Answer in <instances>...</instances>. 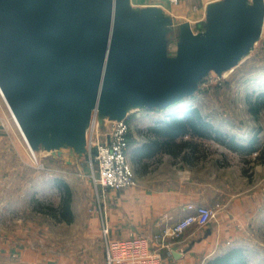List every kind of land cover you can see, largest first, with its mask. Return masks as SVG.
Instances as JSON below:
<instances>
[{
	"label": "water",
	"instance_id": "obj_1",
	"mask_svg": "<svg viewBox=\"0 0 264 264\" xmlns=\"http://www.w3.org/2000/svg\"><path fill=\"white\" fill-rule=\"evenodd\" d=\"M263 15L264 0H217L203 29L182 22L175 34L162 8L130 0H0V89L29 147L60 153L79 147L94 112L166 109L233 69Z\"/></svg>",
	"mask_w": 264,
	"mask_h": 264
},
{
	"label": "rangeland",
	"instance_id": "obj_2",
	"mask_svg": "<svg viewBox=\"0 0 264 264\" xmlns=\"http://www.w3.org/2000/svg\"><path fill=\"white\" fill-rule=\"evenodd\" d=\"M207 1L179 0L178 3L174 4L169 0H130V6L142 9L152 6L164 7L167 11L175 13V15L177 13L179 17L182 16L180 18H187L189 15L195 17V13H199V10ZM247 1L248 3L252 2V0ZM183 11L184 13H182ZM259 92H262L260 95L263 101L261 111L257 116L254 113L251 115L252 113H249V103L246 101L247 96H250L249 98L254 101ZM5 104L3 95L0 93V112L6 114L0 122L2 127L11 126L12 123L11 113H9ZM140 110L142 109H137V112L131 115L134 112L132 111L127 116L129 124H134V118H136V114L137 116L140 114L138 113ZM193 110H198L201 116L212 125V128H210L209 137L186 133L185 139H182L183 142L187 143L188 149L185 154H187L189 160L196 159L199 162L198 164H201L194 168L186 167L185 175L194 178H200L201 175L202 178H205V183L212 184L210 176L212 167L215 169L214 162L217 161L220 170L218 185L221 192H223L222 200L226 206H228L231 199L254 192L261 193L264 196V15L259 38L236 67L221 74L209 72L199 81L197 89L192 95L179 100L171 107L160 110L161 113L158 115L161 118H159L160 121L157 123L151 122V124L163 125L165 120L168 121L172 114H176L178 117L188 116L193 113ZM94 113L92 117L95 116ZM92 117L86 136L84 140L82 139L79 147H61L60 153L57 150L53 152L42 148L34 150L38 158V164L42 163L43 168L38 167L28 148L27 178L25 179L22 175L19 182L22 196L25 195L29 210L35 204L38 208L44 210L42 215L28 214L27 220L29 222L37 221L42 228L39 229L37 238L35 237V230L29 229L26 233L25 242H44L46 250H50L51 242H58L55 245L59 248V255L64 257L65 261L69 256L71 257V254H75L83 262L86 250L84 242H91L86 224L91 214L90 209H92V206L94 207V199L96 204L99 197L94 189L92 177L93 171L98 177L96 164L93 161V166H91L90 154L94 155L96 135L101 139L105 138L104 135L109 131V127L114 121L105 117L100 122L97 116L93 121ZM13 118L17 123L16 118L14 116ZM145 118H141L139 122L142 126L141 130L147 132L148 126L145 124L148 123V119ZM95 124L98 134L95 132L94 135L91 130ZM18 127L20 128L19 125ZM216 130L223 133H220V135ZM218 137H220V140ZM232 137L235 138L234 143L231 142L230 138ZM228 142H231V145ZM19 158L18 153L13 152V150L11 152L8 150L0 151V159L5 162L18 160ZM212 164L214 165L212 166ZM6 165L0 167V172L4 171L5 175H10L8 182H11V184H9V187L6 186L5 189L4 185L1 186L0 202L3 201L2 197L6 195V192L10 194L11 199H15V193L19 189L17 188L19 171H17V168H9ZM36 165L38 169L35 167ZM207 175L209 177H206ZM63 183L70 190L69 197L73 218L71 215L69 221L61 219L62 215L60 213V208L66 197ZM214 183H217L216 180H214ZM10 202L13 203L14 201ZM259 207L261 210L257 220L250 225V230L246 227L249 233L247 240L244 242H223L224 247H220L219 244V246L204 253L208 258L203 263L187 261L183 264H207L209 260L228 252L231 246L245 249L248 257L246 264H264V223H261V225L259 223V220H264V200ZM214 211L216 214L215 209ZM209 223L200 227L207 229ZM3 233L5 232L1 230L0 235L2 236ZM19 233L17 230H12L11 235L17 236ZM163 248L167 250L166 246ZM163 255H166L165 252H163ZM161 264L164 263L161 262Z\"/></svg>",
	"mask_w": 264,
	"mask_h": 264
},
{
	"label": "crops",
	"instance_id": "obj_3",
	"mask_svg": "<svg viewBox=\"0 0 264 264\" xmlns=\"http://www.w3.org/2000/svg\"><path fill=\"white\" fill-rule=\"evenodd\" d=\"M214 1L217 0L205 2L199 10L200 12L195 13V17L189 15L187 18H180L182 16H177V13L175 15L164 7L162 9L172 18V28L175 34L178 24L182 22H189L196 32L203 29L202 23L206 17L207 6ZM171 49L175 50L174 42L171 44ZM0 93L3 94L1 89ZM260 93L262 92H259L254 101L249 98L250 96H247L246 101L250 104L248 107L251 115L254 113L257 116L261 111L263 101ZM259 101L261 106L257 111L251 110V105ZM5 105L7 106V104ZM7 109L11 113L9 108ZM160 110L164 109H142L138 112L140 113L138 116L136 114L134 124H129L127 157L133 168L136 183L134 186L122 190H110L103 200L104 203L99 195L96 204L94 199V207L92 206L90 209L91 214L86 224L91 242H84L86 250L83 262L75 254H71V257L69 256L65 261V258L59 255V248L55 245L58 242H51L50 250L45 249L44 242H25L26 233L29 229L35 230V237L37 238L38 231L42 228L37 221L29 222L27 220L28 214L42 215L44 210L38 208L36 204L31 206L29 210L25 195L22 196L19 182L22 175L25 179L27 178L28 147L12 113L11 126L2 127L0 123V151L8 150L11 152L13 150L20 157L18 160L7 162L0 159V167L7 164V167L17 168L19 171L17 186L19 189L15 193V199H11L10 194L6 192V195L2 197L3 201L0 202V231L5 232L2 236L0 235V264H105L106 237L109 241H118L145 236L151 242L147 247L152 251L158 246L151 240L155 234L162 232L167 226L172 225L187 214L194 213L195 207L199 205H205L216 210L214 218L208 224L209 228L205 229L194 224L187 228L181 236L165 240L167 250L158 246L164 264H183L187 261L203 263L208 258L204 253L211 248L217 247L219 244L220 247H224L223 242H244L247 240L249 233L246 227L250 230V225L257 220L261 210L259 205L264 200V196L254 192L231 199L226 206L222 200L223 192L218 185L220 170L217 161L214 162L215 169L212 167L210 176L212 184L205 183L206 180L201 175L200 178L185 175L186 167L194 168L201 164H198L196 159L189 160L185 154L188 147L182 139H185L186 134L174 137L167 136L164 129L177 117L175 114H172L168 121L165 120L163 125L151 124V122L160 121L161 118L158 116L161 113ZM135 112L137 110L131 115ZM3 116L6 114L0 112V122H2ZM142 116L148 119V123L145 124L148 126L147 132L141 130L142 126H140L139 120L143 118ZM2 172H0V188L4 185L5 189L11 184L8 182L10 175L7 176L4 171ZM214 180L217 183H214ZM96 194L98 193L96 192ZM9 199L14 202H8ZM71 215L73 218L72 208ZM104 217L109 226L107 236L103 234L102 228ZM259 221L260 225L264 223V220ZM12 230H17L20 233L17 236L11 235ZM234 248L241 247L231 246L228 250L231 251ZM241 249L244 254L243 264H246L248 257L245 249ZM163 252L166 255H163ZM175 252L178 253L177 256L174 255Z\"/></svg>",
	"mask_w": 264,
	"mask_h": 264
},
{
	"label": "built area",
	"instance_id": "obj_4",
	"mask_svg": "<svg viewBox=\"0 0 264 264\" xmlns=\"http://www.w3.org/2000/svg\"><path fill=\"white\" fill-rule=\"evenodd\" d=\"M169 1L176 4L179 0ZM94 115L93 121L96 119V112ZM129 130L130 125L126 117L121 120H114L109 131L104 135L105 138L101 139L96 135L94 155L90 154V162L91 166H93V161L96 164L98 177L94 174L95 171H93L92 177L95 190L102 201L109 190H122L134 186L136 183L133 168L127 157ZM91 132L92 134L94 132V135L98 132L96 124ZM24 140L26 141L25 137ZM26 144L33 158L38 162L36 154L29 147L27 141ZM38 167L43 168V164L39 163ZM214 216L213 208L205 205L196 206L194 213L187 214L177 222L167 226L162 232L155 234L151 240L159 247H164L166 238H177L190 226L194 224L203 226L209 223ZM102 228L103 234L107 236L109 226L105 217L102 221ZM149 241L145 236L118 241H109L106 237L105 264H161L162 257L158 253L159 247L156 246L155 250H149L147 247L151 243Z\"/></svg>",
	"mask_w": 264,
	"mask_h": 264
},
{
	"label": "trees",
	"instance_id": "obj_5",
	"mask_svg": "<svg viewBox=\"0 0 264 264\" xmlns=\"http://www.w3.org/2000/svg\"><path fill=\"white\" fill-rule=\"evenodd\" d=\"M260 101L255 102L251 105V110L257 111L260 107ZM193 113L188 116H177L174 118L167 126L165 127V131L167 132V136L174 137L180 134L192 133L196 135H200L202 137H209L210 128L212 125L206 121L200 114L198 110H193ZM217 131V130H216ZM218 134L223 133L222 131H217ZM221 135V134H220ZM220 140V137H218ZM231 142H235V138H230ZM223 142V141H222ZM231 142L229 143L231 145ZM237 143V142H236ZM242 146V144H241ZM239 147V146H238ZM243 147V146H242ZM64 191L66 192V197L63 200L62 206L60 208V213L62 215L61 219L70 220L71 219V208H70V190L66 184L63 183ZM244 262V254L241 248H234L231 251L224 253L220 257H216L213 260L208 261L207 264H243Z\"/></svg>",
	"mask_w": 264,
	"mask_h": 264
}]
</instances>
